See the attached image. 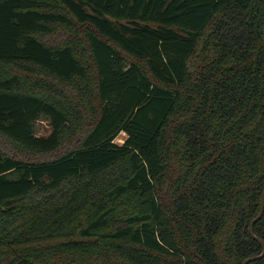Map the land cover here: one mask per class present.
Masks as SVG:
<instances>
[{"label": "trees", "instance_id": "obj_1", "mask_svg": "<svg viewBox=\"0 0 264 264\" xmlns=\"http://www.w3.org/2000/svg\"><path fill=\"white\" fill-rule=\"evenodd\" d=\"M0 138V264L260 255L264 0H0Z\"/></svg>", "mask_w": 264, "mask_h": 264}, {"label": "rangeland", "instance_id": "obj_2", "mask_svg": "<svg viewBox=\"0 0 264 264\" xmlns=\"http://www.w3.org/2000/svg\"><path fill=\"white\" fill-rule=\"evenodd\" d=\"M51 126H50V121L47 117H42L40 120H38L35 123V133L38 136H47L48 134L51 133ZM127 139V135L122 133L117 139H116V143H118L119 145H123L125 143ZM0 147L7 151V152H14L16 153V151L10 147V145L8 144V142L5 139L0 138ZM36 159H42V160H46V159H50L53 158V156H37L35 157Z\"/></svg>", "mask_w": 264, "mask_h": 264}, {"label": "water", "instance_id": "obj_3", "mask_svg": "<svg viewBox=\"0 0 264 264\" xmlns=\"http://www.w3.org/2000/svg\"><path fill=\"white\" fill-rule=\"evenodd\" d=\"M264 215V191L262 193L261 197V205H260V211L258 215L251 221L249 225V233L252 236L254 240H256L262 247V253L258 256H253L250 258L245 259L241 264H249L251 262L257 261L259 259H262L264 257V241L261 240L254 232L255 224L263 217Z\"/></svg>", "mask_w": 264, "mask_h": 264}]
</instances>
